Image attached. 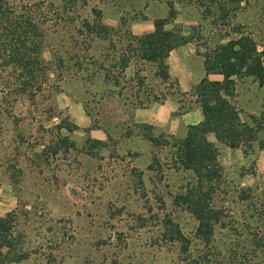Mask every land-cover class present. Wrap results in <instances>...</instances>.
Returning a JSON list of instances; mask_svg holds the SVG:
<instances>
[{"label":"rangeland","instance_id":"obj_1","mask_svg":"<svg viewBox=\"0 0 264 264\" xmlns=\"http://www.w3.org/2000/svg\"><path fill=\"white\" fill-rule=\"evenodd\" d=\"M53 2L60 6L59 0ZM93 7L115 31L110 35L114 52L101 37L78 39L73 26H60L42 54L46 61L61 59L69 71L53 73L56 89L37 98L38 110H44L37 116L42 128L28 119L20 128L24 139L35 146L14 145L12 134L0 142V198L4 190L11 198L0 203V217L22 211L20 227L37 251L18 264H239L251 250L249 239L237 235L244 223L239 207L234 212L237 231L217 229L213 242L205 245L195 237L193 216L173 200L189 175L156 165L166 151L153 147L150 140L161 134L182 138L189 126L176 124L178 110L168 129L139 122L135 111L142 108L134 95L139 91L142 102L171 95L168 99L177 104L182 99L184 108L189 107L194 100L189 96L191 88L204 72L206 47L214 49L236 38L234 31L254 41L264 68V0H89L86 12L80 13L92 20ZM156 21L191 38L182 45L188 48L187 66L194 75L188 92H180L168 65L167 82L154 75V65L137 59L130 60L124 74L113 70L106 78L100 69L108 70L119 56L116 37L141 36L132 33V25L143 23L152 30ZM84 54L99 60L100 66L76 72L78 57L73 56ZM232 102L243 121L257 116L264 109V85L249 77L235 80ZM214 145L230 187L252 189L262 199L264 154L256 146L245 153ZM178 231L187 241L185 255L174 240ZM245 264H262V255L250 253Z\"/></svg>","mask_w":264,"mask_h":264},{"label":"trees","instance_id":"obj_2","mask_svg":"<svg viewBox=\"0 0 264 264\" xmlns=\"http://www.w3.org/2000/svg\"><path fill=\"white\" fill-rule=\"evenodd\" d=\"M88 1L59 0L60 6H56L53 0H0L1 143L6 135L12 134L10 141L14 145L29 146L30 143L24 139L20 128L27 119L41 127L37 116L44 113V110H38L37 98L46 91L56 89L51 79L53 73L60 75L63 71H69V67L61 59L46 61L42 54L44 44L60 26H73L78 39L101 37L114 52L115 45L110 35L115 31L101 21V11L91 8L89 13L94 17L92 20L80 13L86 12ZM165 26L164 22L156 21L151 33L141 36L124 33L120 37L117 34L116 40L120 43L119 56L111 61L108 70L99 67L105 72L106 78H109L108 73L113 70L124 74L130 60L137 59L142 64L154 65V75L163 82L169 81L166 64L169 54L190 43L191 38L178 35L173 30H166ZM234 33L237 37L229 39L225 44L214 49L206 47L202 54L204 77L191 88L189 96L194 99L190 101L191 105L184 108L182 99H178L177 114H186L196 106L201 111L202 122L187 127L182 138L161 134L160 138L150 140V143L153 147L166 151L165 158L156 162L158 168L166 166L176 172L181 170L190 177L183 191L177 193L173 200L176 205L184 206L193 216L197 224L195 237L209 245L213 242L217 229H234L236 232L234 212L239 207V215L244 223L237 235H245L251 246V250L246 251L242 259L239 258V264H245L250 253H260L264 264V197L258 198L252 189L238 190L230 187L218 161V149L206 138L210 133L214 135L217 143L231 150L238 149L246 153L256 146L264 154V109L257 116L250 115L243 121L232 102L235 80L249 77L260 86L264 85L261 53L249 36L239 31ZM75 57H78L75 59L78 73L86 71L87 67L100 66L101 63L86 54L74 55L73 58ZM86 62L90 63L86 65ZM138 72L139 70L135 73ZM212 75L220 76L221 80H210ZM112 80L118 87L117 77L113 76ZM138 85L143 87V79ZM134 97L138 106L145 109L155 103L162 104L172 96H152L150 101L142 102L139 91H136ZM95 143L101 144L99 141ZM30 145L33 147L35 143ZM22 215L24 216L22 211L15 209L0 217V264H18L37 255L36 248H32L20 227ZM177 236L174 240L180 243L181 252L185 255L188 250L187 241L180 231Z\"/></svg>","mask_w":264,"mask_h":264},{"label":"crops","instance_id":"obj_3","mask_svg":"<svg viewBox=\"0 0 264 264\" xmlns=\"http://www.w3.org/2000/svg\"><path fill=\"white\" fill-rule=\"evenodd\" d=\"M151 27L150 25H147V24L145 25L141 23V24L132 25L131 30H132V33H134L135 35H143L145 33H151L153 31V29L151 30ZM174 51H172L169 54L166 62L170 69V75L173 78L177 79L178 81L180 92L185 93V92H188L189 87L193 81L192 80L193 76H194L187 66L186 59L189 56L187 54L188 48L186 46L180 47V49L175 51L176 54L174 55L176 57L175 56L173 57L172 55ZM172 64L175 65V69L173 70H171ZM203 77H204V72H201L199 81ZM177 110H178L177 102L172 99H167L162 104L155 103L145 109H137L135 111V115L137 119L139 120V122H143V123L152 122L154 124L156 123V125L162 129H168V127H170L171 125V117L175 112H177ZM175 122L176 124H184L185 126L198 125L202 122L201 111L198 107H195L193 110H190L188 113L181 115L179 118H177V121ZM171 129H173V127ZM207 140L213 144L217 143L214 135L210 133L208 134ZM2 192L3 194L1 195L0 203H4V201H8V203L11 202L9 191L4 190Z\"/></svg>","mask_w":264,"mask_h":264}]
</instances>
